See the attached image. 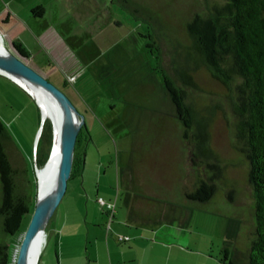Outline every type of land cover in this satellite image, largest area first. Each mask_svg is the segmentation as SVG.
I'll list each match as a JSON object with an SVG mask.
<instances>
[{
    "label": "rangeland",
    "instance_id": "obj_1",
    "mask_svg": "<svg viewBox=\"0 0 264 264\" xmlns=\"http://www.w3.org/2000/svg\"><path fill=\"white\" fill-rule=\"evenodd\" d=\"M220 2L222 0H129L130 6H127L123 0H0V12L12 11L22 23L14 26L15 20L10 24L1 21L4 28L13 25L8 32H3L6 41H18L20 37L32 57L60 64L55 72L59 71L63 77H66L65 72L59 66L66 68L70 61L79 60L82 50L94 49L98 54L93 57L100 59L96 67L85 65L78 82L72 85L88 111L83 112L91 138L84 148L85 174L69 180L67 192L42 237L39 264H58L55 242L59 243L57 230L62 228L70 233L69 243L82 251L75 264H95L89 259L88 251L95 243L87 240L88 224L92 226L91 231L97 233L101 229L107 231L110 222L100 199L127 210L125 195L119 196L122 191L119 169L127 170L130 188L139 185L135 197L143 204L135 203V211L148 213L154 223L161 219L167 226V232L162 230L163 225L158 231H151L155 233L147 241L136 239L120 243L119 237L116 239L119 246L138 245L140 261L225 264L226 248H229V257L234 251H247L254 229V201L247 179L248 166L234 146L235 117L228 92L206 70L193 72L197 86L186 89L187 103L208 121L212 150L210 156L199 157L194 164L192 147L183 138L175 107L161 85L163 78L156 70V58L146 54L144 45L141 46L145 38L139 30L149 25L137 17L142 16L154 26L162 50V65L176 77L175 67L182 63L184 48L190 43L187 22L194 14L205 13ZM133 6L141 12H134ZM37 8H40L39 13H34ZM2 16L1 20H6L4 13ZM2 43L0 41V45ZM7 48L17 52L8 41ZM58 56L56 63L54 59ZM56 85L64 89L62 81ZM0 119L11 137L6 150L16 171L14 181L36 205L35 168L37 165L40 168L37 157L49 154L50 158L54 144L53 122L50 119L44 122L36 101L21 86L2 75ZM87 129L84 128V132ZM83 147L77 152H82ZM49 158L41 168L46 167ZM130 175L133 176L131 181ZM199 177L215 185L211 201L205 204L186 197V193L195 189ZM173 206L177 210L170 209ZM196 206L188 219V210ZM101 217H106L108 222L104 228L93 221ZM31 218L32 214L15 235L9 236L4 233L0 218V245L8 246L6 251L11 264L17 263ZM54 223L57 232L52 229ZM231 223L235 231L232 237L229 235ZM90 236L93 238V234ZM163 237L168 242L166 248L156 242L164 240ZM92 251L94 257L96 252ZM1 258L0 255V261Z\"/></svg>",
    "mask_w": 264,
    "mask_h": 264
},
{
    "label": "trees",
    "instance_id": "obj_2",
    "mask_svg": "<svg viewBox=\"0 0 264 264\" xmlns=\"http://www.w3.org/2000/svg\"><path fill=\"white\" fill-rule=\"evenodd\" d=\"M123 2L130 6L129 0H123ZM133 8L137 14L141 12L136 6ZM39 11L40 8H37L34 13ZM137 17L149 25L144 30L139 28L135 30H139L141 37L145 38L141 42V46L144 45L142 46L144 52L156 58V70L163 78L161 85L175 107L176 118L182 126L183 138L192 147L194 164H197L199 157L207 158L212 150L209 144L208 121L187 103L186 89L197 86L193 72L204 69L213 80L226 88L227 98L235 117L234 146L244 156L248 166L247 179L254 201V229L247 251H238V253L234 251L229 257L230 251L226 248L223 262L225 264H264V0H222L205 13L194 14L186 24L190 43L184 48L182 63L175 67L176 77L169 74L162 65V50L158 45L154 26L142 16ZM138 18L136 19L139 20ZM12 44L22 56L30 58V53L20 41H13ZM91 51L95 53H92L90 57L97 56L96 50ZM40 73L55 84L62 81L63 91L79 111L88 112L77 95L76 89L72 88L75 83L71 84L59 71H54L53 74ZM76 100L79 101L78 104L75 103ZM49 126L51 143L52 128L50 124ZM10 138L5 124L0 119L2 185L0 218L3 231L8 236L15 235L22 228L25 219L33 214L35 207L31 196L14 181L16 171L12 169L6 150V144ZM89 141H91L90 133L88 129L85 132L83 129L78 136L71 179L77 173H82L85 163L84 148ZM80 147L83 149L79 153L77 150ZM48 158L49 154L37 157L40 168ZM214 192L215 185L199 177L195 189L191 193H186V197L205 204L211 201ZM174 207L169 208L177 210ZM193 208L197 206L188 210V219ZM105 213L109 216L106 209ZM131 214L135 215L133 209ZM159 221L161 222V219ZM234 233V225L231 223L229 235L232 237ZM130 240L131 238L128 241L118 239L120 243H127ZM6 250L8 246L0 245L2 256L0 264H11Z\"/></svg>",
    "mask_w": 264,
    "mask_h": 264
},
{
    "label": "crops",
    "instance_id": "obj_3",
    "mask_svg": "<svg viewBox=\"0 0 264 264\" xmlns=\"http://www.w3.org/2000/svg\"><path fill=\"white\" fill-rule=\"evenodd\" d=\"M3 13L6 15V20H1V18L3 17L2 16ZM12 20H15V24H13L14 26L16 24L22 25L20 20H17L15 18L12 11L8 9H4L2 13L0 12V41L3 42L2 44L4 46H7V41L8 43L12 45L11 43L12 41L8 39V36H7L8 40L6 41V38L3 32L4 31L8 32L10 29H12L13 25L11 27H8L7 29L2 26L3 24H1V21L5 22L6 24L8 23L10 24ZM25 22L28 23L27 21ZM52 37L56 38V35H52ZM17 40L20 41L22 45L29 52V48L26 45V43L23 42L20 37H17ZM36 44L39 45L37 41H36ZM92 53L93 52L90 49L82 50L81 54L79 55L80 62H78L79 61L78 59L75 60V62L70 61L69 63L71 64H69L66 68L62 67V64H61V66L59 67H61L64 70L66 78L68 76V73H71L69 75L77 76L76 82H78L79 78L82 75L81 70H83L85 65L89 64L92 67H96V64L98 63L100 59H97L96 57H90ZM29 60L34 65V67L43 69L47 74H53L54 71L57 69V66L60 65V64L55 65L53 62L51 63V61H48V60L41 61L38 58L32 57L31 53H30ZM54 60L56 61V63H58L59 56L55 58ZM126 171L127 170L125 169H122V170L119 169L118 177H119V182L122 186L121 188L122 191L121 190L119 191V196H121L122 194L125 195V197L124 195L123 197L125 199L127 210L118 209V204H117L116 206L117 213L115 215L114 222L111 224V230L109 232L104 231L103 229L97 231V233L92 232L91 231L92 226H89L90 223L88 224V229H87L88 235L86 236L87 240L92 239V241L95 243L93 245V248L88 251L89 259H93V262L95 264H147L146 262L139 260L140 254H139V250L137 249L138 245L131 243L129 244V246H126V247L121 246V245L119 246L116 239L120 235H122V236H129L131 238L130 242L136 239L147 241V240H150L149 238L153 236V234L156 231H158L159 228H162L163 226H164L163 227L164 229L162 230L167 232V226L165 225V222L154 223L151 219H149L150 215H148V213H145L143 211H138V212L135 211L134 209L135 203L137 204L139 203L138 205H142L143 202L139 201V199L135 197V193L137 192L136 187L139 188V185L136 184V187L134 186V188L133 187L130 188ZM84 174H85V169L83 168L82 173L81 174L77 173L76 176H83ZM132 178L133 176L130 175V181L132 180ZM90 195L91 194L88 193L89 199H90ZM132 209L135 211L134 212L135 215L131 214ZM105 218L106 217H101L100 220L93 219V221L101 223L102 227L104 228V225L108 223ZM52 229H54L55 232L58 231L57 236H59V243L58 241L55 242L58 264H75V261L77 260V258H80L82 251H80L79 247L75 249V247L71 245V243H69L70 233L64 230V228H62L61 230H57L56 223H54ZM151 231H155V232L151 234L150 233ZM92 234H93V238L90 236ZM156 236L158 235H155V237ZM162 239L164 240L162 241L156 240V242L161 244L164 248H166V246H168V242H166L167 239L164 237ZM92 250L96 252L94 257H93ZM148 264H151V262Z\"/></svg>",
    "mask_w": 264,
    "mask_h": 264
},
{
    "label": "water",
    "instance_id": "obj_4",
    "mask_svg": "<svg viewBox=\"0 0 264 264\" xmlns=\"http://www.w3.org/2000/svg\"><path fill=\"white\" fill-rule=\"evenodd\" d=\"M0 49L5 52L3 53L0 51V75L13 80L21 86L36 101L39 107L40 105L37 99L27 90L21 81L35 84L47 92L53 99L55 110L61 119L60 142L58 146V160L56 167L54 171L48 175V178L45 181L43 195H41L40 191L37 194V201L33 210L32 218L19 250L17 264H27L29 256L35 248L37 241L44 235L56 209L67 192L68 183L73 172V159L78 136L83 128H87V124L85 115L79 111L70 97L55 83L28 64L26 62L27 58L22 56L18 51L14 53L9 50L7 46L0 45ZM41 116L42 120L46 122L47 119L42 111ZM53 129L54 144L52 152L55 147L56 136L54 123ZM51 155L49 161L52 158ZM35 171L37 174L38 165L36 166Z\"/></svg>",
    "mask_w": 264,
    "mask_h": 264
},
{
    "label": "bare ground",
    "instance_id": "obj_5",
    "mask_svg": "<svg viewBox=\"0 0 264 264\" xmlns=\"http://www.w3.org/2000/svg\"><path fill=\"white\" fill-rule=\"evenodd\" d=\"M1 52L5 53L4 50L0 49ZM21 83L27 88V90L37 99L41 111L43 115L46 117L47 120H52L55 125V147L51 155V159L49 163L44 168H39L37 172V181H38V192H41V195L44 193V184L45 181L48 178V175L51 174L55 167L58 160V146L60 142V128H61V119L57 115V112L55 110V105L53 102V99L51 96L36 86L35 84H32L30 82L21 81ZM37 201V200H36ZM45 233V232H44ZM43 237V236H42ZM42 237L39 238L37 241V244L35 245V248L33 249L32 253L29 256V260L27 264H38L40 259V252H41V242ZM19 258V256H18ZM18 262V260H17ZM17 264V263H16Z\"/></svg>",
    "mask_w": 264,
    "mask_h": 264
},
{
    "label": "built area",
    "instance_id": "obj_6",
    "mask_svg": "<svg viewBox=\"0 0 264 264\" xmlns=\"http://www.w3.org/2000/svg\"><path fill=\"white\" fill-rule=\"evenodd\" d=\"M77 80L76 75H71L68 77V81L73 84ZM101 204L105 207V209L108 211L109 217H110V222L108 223L107 226V231L109 232L111 230V223L113 220V217L116 213V203L114 202H107L104 199H100ZM130 238L126 236H119V241H128Z\"/></svg>",
    "mask_w": 264,
    "mask_h": 264
},
{
    "label": "flooded vegetation",
    "instance_id": "obj_7",
    "mask_svg": "<svg viewBox=\"0 0 264 264\" xmlns=\"http://www.w3.org/2000/svg\"><path fill=\"white\" fill-rule=\"evenodd\" d=\"M26 62L28 63V64H30V60H29V58H27V60H26ZM31 65V64H30ZM32 66V65H31ZM34 67V66H33ZM41 71H43V73L44 74H47L43 69H40ZM83 131V130H82Z\"/></svg>",
    "mask_w": 264,
    "mask_h": 264
},
{
    "label": "clouds",
    "instance_id": "obj_8",
    "mask_svg": "<svg viewBox=\"0 0 264 264\" xmlns=\"http://www.w3.org/2000/svg\"><path fill=\"white\" fill-rule=\"evenodd\" d=\"M69 76H71V75H68V76H67V79H68ZM83 129H84V128H83Z\"/></svg>",
    "mask_w": 264,
    "mask_h": 264
}]
</instances>
